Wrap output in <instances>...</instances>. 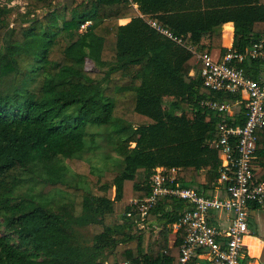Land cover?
I'll return each mask as SVG.
<instances>
[{
  "label": "trees",
  "instance_id": "obj_1",
  "mask_svg": "<svg viewBox=\"0 0 264 264\" xmlns=\"http://www.w3.org/2000/svg\"><path fill=\"white\" fill-rule=\"evenodd\" d=\"M13 1L0 2V264H182L185 230L173 225L187 202L161 201L141 218L127 216L130 201L150 195L158 166L181 168L182 187L215 189L220 151L207 141L225 116L201 102L236 96L205 87L185 45L204 49L202 30L212 28L225 54L221 28L234 22L232 48L244 52L264 34V0H22L25 11ZM243 66L256 77L261 65ZM228 120L243 125L244 110ZM89 126H106L121 157L113 178H88L89 136L104 135ZM257 155L264 179L263 130ZM38 177L42 195L74 196L53 205L17 192Z\"/></svg>",
  "mask_w": 264,
  "mask_h": 264
},
{
  "label": "built area",
  "instance_id": "obj_2",
  "mask_svg": "<svg viewBox=\"0 0 264 264\" xmlns=\"http://www.w3.org/2000/svg\"><path fill=\"white\" fill-rule=\"evenodd\" d=\"M148 23L158 32L183 45L182 38L156 20ZM202 65L205 87L236 96L233 102L203 100L202 106L224 113L218 123V134L207 142L220 151L221 164L215 189L201 192L182 187L177 181L179 167L158 166L150 177V195L133 198L128 217L145 218L161 201L174 197L187 202L174 232L185 230L181 245L182 264H257L245 243L251 234L250 214L253 208L264 210V179L258 178L261 166L256 161L258 131H264V34L244 52L230 47L219 57L198 45H185ZM248 62L259 66L257 76L248 73ZM244 110L243 125L233 124L237 113ZM145 226L141 224L140 227ZM120 264H130L128 261Z\"/></svg>",
  "mask_w": 264,
  "mask_h": 264
},
{
  "label": "rangeland",
  "instance_id": "obj_3",
  "mask_svg": "<svg viewBox=\"0 0 264 264\" xmlns=\"http://www.w3.org/2000/svg\"><path fill=\"white\" fill-rule=\"evenodd\" d=\"M0 2L4 3L5 0H0ZM24 4L25 3L22 0H16L10 3L9 6L19 5L21 6V10L25 11ZM130 10H131V14L134 13V9L131 8ZM38 14H41V11H38ZM87 68L94 70L97 69L93 61H91L90 59H88L87 61ZM89 127H91L89 129L91 133L101 132L104 135L94 137V139H96V141L94 142H92L93 139L91 138L92 136H89L88 145L91 146L90 147L91 150L84 154V159L87 160L91 165V173L88 175V178L95 179L97 178V176L100 175H103L106 178H113L120 170L124 168V165H121V157L114 150L113 145L108 139L109 138L108 135H105L107 130L104 127L106 126H89ZM72 174H74V171L72 168H69L68 179L70 181ZM33 183H34V189L30 190L32 184L27 182L22 186H20L17 192L20 195H25L27 193H29V195L33 194V196H35V199L38 201H44L49 199L53 202V205L58 201L61 202L64 200H68L74 196L73 194L64 191L62 189H54L46 193L45 195H42L41 191L44 189V184L40 181L39 177H38V181ZM78 183L82 185L84 184V182L82 181L80 182L78 181ZM251 215L253 216L252 230L254 234L248 237L249 238L255 237L256 240L246 239V243L249 245L251 253L252 251H254L257 257L260 256L258 258L259 264H264V246L261 243H259V242H264V210L263 209L254 210L251 212ZM154 228L156 229L157 227L154 226ZM82 232L88 238L92 237L90 230L84 228L82 229ZM0 233H3V231L0 230ZM173 233L171 235L172 239L174 236Z\"/></svg>",
  "mask_w": 264,
  "mask_h": 264
},
{
  "label": "crops",
  "instance_id": "obj_4",
  "mask_svg": "<svg viewBox=\"0 0 264 264\" xmlns=\"http://www.w3.org/2000/svg\"><path fill=\"white\" fill-rule=\"evenodd\" d=\"M131 8L134 9V13H132V17H136V16H143V14L140 12L139 10V7L137 4L133 3L131 4ZM130 8V9H131ZM131 20V18H124V19H120V23L121 24H126L127 22H129ZM207 31L206 35L204 34L205 32ZM221 31H222V40H221V45L222 47L224 48H230L233 46V42H234V33H235V27H234V22H227V23H224L222 25V28H221ZM202 44L205 45L213 54L214 57H219V56H222L223 55V52H222V48L219 46L217 47H214L212 46V35H213V29L212 28H205L202 30ZM195 73V70H192L191 74H194ZM254 210H261L259 208H253L249 211V214H250V229H251V234H254L253 233V220H252V215H251V212L254 211ZM248 235V236H250ZM246 236L245 238V243H246V239H249V240H256L255 237H248ZM258 240V239H257ZM261 243L263 246H264V242H259ZM247 244V243H246ZM248 246V251H249V254L250 256L252 257V259L257 263L259 264L258 262V258L260 257H257L254 253V251H252V253L250 252V248H249V245L247 244ZM263 250V248H262Z\"/></svg>",
  "mask_w": 264,
  "mask_h": 264
}]
</instances>
